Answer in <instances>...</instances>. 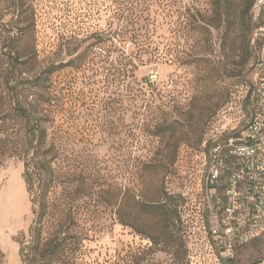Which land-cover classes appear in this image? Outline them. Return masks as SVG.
I'll list each match as a JSON object with an SVG mask.
<instances>
[{"label": "rangeland", "instance_id": "1", "mask_svg": "<svg viewBox=\"0 0 264 264\" xmlns=\"http://www.w3.org/2000/svg\"><path fill=\"white\" fill-rule=\"evenodd\" d=\"M255 5L0 0V264H21L17 241L34 219L22 154L31 127L28 156L50 162L54 205L81 228L76 263L219 264L205 178L211 149L252 115V38L264 21ZM227 23L234 30L223 42ZM14 147L21 153L1 154ZM160 191L175 197L186 226L182 263L176 246L148 255L145 235L163 233L160 224H135L137 232L116 221L131 211L132 193L154 200ZM261 260L264 235L234 264Z\"/></svg>", "mask_w": 264, "mask_h": 264}, {"label": "built area", "instance_id": "2", "mask_svg": "<svg viewBox=\"0 0 264 264\" xmlns=\"http://www.w3.org/2000/svg\"><path fill=\"white\" fill-rule=\"evenodd\" d=\"M255 6L264 17V0H256ZM252 44L251 118L241 131L216 144L208 158L207 235L219 264L234 262L240 249L264 235V21ZM154 80L150 76L146 82Z\"/></svg>", "mask_w": 264, "mask_h": 264}, {"label": "trees", "instance_id": "3", "mask_svg": "<svg viewBox=\"0 0 264 264\" xmlns=\"http://www.w3.org/2000/svg\"><path fill=\"white\" fill-rule=\"evenodd\" d=\"M219 5L218 3H215ZM251 7L249 5L248 9ZM241 26L244 23L242 18ZM234 25L227 23L223 35V42L230 39L233 33ZM146 82L145 78L141 79ZM148 86V84H146ZM252 99V87L250 90ZM20 117L28 120L29 116L25 109H16ZM35 130L29 128V145L23 155V180L26 186V191L30 197V202L33 207L32 214L34 216L32 225L27 234V240L17 241L19 245L18 255L21 264H78L76 252L79 243L81 228L75 226L74 230L67 224L76 225L75 214L73 212L64 213L61 205H54L55 199H52V191L55 181L52 179V167L48 160L35 158L34 154L29 157L30 145L34 140ZM44 136L45 133L43 132ZM13 152V153H9ZM21 153L18 147L13 149L3 148L1 154L14 155ZM34 165L38 166L35 170ZM44 173L50 175L46 177ZM141 197V196H139ZM134 193L131 195L132 209L129 212H115L116 221L119 225L129 227L133 231H138L135 224H145L149 222L158 223L161 225V234L145 235L152 242L154 250L148 255H152L156 251H164L166 248L177 247V260L183 262L186 256V226L182 220L179 205L176 203L175 197L160 191V195L154 200H146L144 197L139 198ZM53 208L58 212L54 213ZM77 228V229H76ZM77 230V231H76ZM161 244V248L158 246ZM143 257H130L127 260H120L111 264H140ZM225 264H234L227 262Z\"/></svg>", "mask_w": 264, "mask_h": 264}, {"label": "crops", "instance_id": "4", "mask_svg": "<svg viewBox=\"0 0 264 264\" xmlns=\"http://www.w3.org/2000/svg\"><path fill=\"white\" fill-rule=\"evenodd\" d=\"M250 264H264V260H261V261H258V262H253V263H250Z\"/></svg>", "mask_w": 264, "mask_h": 264}]
</instances>
